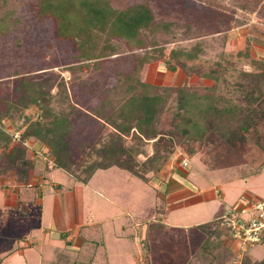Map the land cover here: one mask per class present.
I'll list each match as a JSON object with an SVG mask.
<instances>
[{
  "label": "rangeland",
  "instance_id": "obj_1",
  "mask_svg": "<svg viewBox=\"0 0 264 264\" xmlns=\"http://www.w3.org/2000/svg\"><path fill=\"white\" fill-rule=\"evenodd\" d=\"M108 1L118 9L134 3H149L155 22L160 25L142 31V47H130L124 40L113 37L111 43L116 51L108 46L103 56L88 64L87 60L82 63L78 58L76 43L56 35L54 18L40 12L38 0H0V17H4L6 23V30L0 31V117L3 125L11 134L24 129L23 111L15 110L12 104L21 93L18 89L21 79L44 82L53 108L60 111L71 110V107L76 109L71 119L75 124L73 146L78 169L89 158L91 145L114 131L95 115V110L102 107L110 115L118 110L126 95V75L136 72L143 81H150L148 83L155 81L171 88L184 86L190 91L209 93L212 85H205L201 76L194 72L215 68L221 73L216 94L239 102L244 98L233 91L234 85L248 83L256 78V74L264 72V0ZM162 23L170 24L162 26ZM243 24L247 25L241 26ZM106 37L103 33L102 38ZM228 38L232 42L229 45L226 44ZM196 43L203 49L199 59L186 60L188 66L175 73L166 68L165 61L172 48L190 49ZM103 45L99 42L97 49ZM155 50H162V58L141 66L140 57L149 52L156 55ZM257 80L261 83L264 78L257 77ZM175 99L176 92H172L161 117L163 129L176 127L172 125L173 120L176 121ZM35 111V108L30 110L31 113ZM238 122L239 119L235 121ZM177 132L174 152L163 166L158 170L148 166L150 184L131 172L129 179L126 170L123 172L114 167L98 171L86 185L60 169L59 175L52 178L61 182L63 189L55 191L48 176L51 169L48 165L54 167L52 159L41 158L32 147H26L33 167L25 174L26 171L22 170H27V166L18 160L12 161L7 149L0 148V183L7 179L21 180L26 184L31 182L30 188L42 183L47 199L42 209L30 205V219L23 221L19 229L11 230L9 226L6 228L9 210L3 205V190L0 188V222L4 223L5 231L0 233V260H3L0 264H50L55 258V241L63 246L65 242L53 239L50 243L49 235V239L42 235V228H50V233L56 228L52 213L57 192L60 199L66 197L64 203L67 207H64L68 226L75 222L84 223L88 229L86 232L82 230L87 243L84 252L79 254L81 262L94 259L92 264H187L205 232L207 238L204 242L208 245L205 258L195 255L205 261L193 264H253L262 260L264 241L246 250H238L227 233L221 232L222 227L226 230V224L223 225L220 218L229 211L236 214L255 201H264L263 150L254 141H238L237 145H230L225 140L220 142L217 130H208L199 140L182 139ZM130 133L125 144H135L136 141L141 144L133 136L136 130L132 129ZM142 147L147 155L154 152L152 141ZM146 153L139 154L138 161H143ZM183 158L189 159L187 166L183 165ZM258 170L261 171L253 175ZM169 174L183 187L188 186L196 192L201 187L218 189L222 198L198 202L191 208L187 205L173 209L167 205L166 189L170 182L163 181ZM31 175L37 178L31 180ZM93 186L101 189L94 192L90 188ZM69 194L73 195L72 198L68 197ZM104 194L113 202L107 201ZM203 207H209L211 218H215L213 227L218 226L214 232L212 226L203 232L191 224L198 209ZM26 208L27 205L17 213L23 214ZM250 216L247 213L244 218ZM188 224L192 227L185 226ZM123 234L124 238L121 237ZM132 236H136L137 246L129 241L134 240ZM29 241L36 242V245L27 247ZM240 252L242 255L238 256ZM8 253L10 256L6 257Z\"/></svg>",
  "mask_w": 264,
  "mask_h": 264
},
{
  "label": "trees",
  "instance_id": "obj_2",
  "mask_svg": "<svg viewBox=\"0 0 264 264\" xmlns=\"http://www.w3.org/2000/svg\"><path fill=\"white\" fill-rule=\"evenodd\" d=\"M38 2L40 12L54 18L56 35L76 43L79 50L78 58L82 63L84 60H87L88 64L92 60L96 61L104 55V49L108 46L114 51L115 45L111 43L113 37L124 40L130 47H142L144 45L142 31L152 30L160 25L155 22L154 12L146 2L134 3L124 9L112 7L108 0H38ZM4 21L5 18L0 17V31L6 30ZM169 24L162 23V26ZM103 33L107 35L104 39ZM99 42H103L104 45L97 49ZM202 50L199 43L190 49L172 48L165 61L166 68L170 71L185 69L188 66L186 60L199 59ZM155 51L156 55L149 52L140 57V65L162 58V50ZM199 71L194 73L201 78L213 80L209 93L190 91L184 86L171 88L167 85L148 83L141 80L136 72L126 75L124 77L126 95L118 110L111 115L102 107L95 110V115L108 123L114 131L91 145L92 152L80 169L76 167L73 146L75 124L71 115L76 110L75 107L67 111L56 110L50 103L51 99L44 82L21 79L18 88L21 93L12 104L15 110H22L24 114L22 140L31 139L39 143L47 150V155L52 159L54 166L67 171L82 183H88L96 171L114 166L148 180L150 178L147 175V171L150 170L148 166L158 170L173 154L175 133L178 129H180L177 132L178 136L182 135V139L196 138L195 140L202 139L208 130L209 132L217 130L220 133V142L225 140L230 145H237L238 141H254V144L264 152V81L258 83L257 80V77L264 78V72L256 74V78L248 83L238 82L234 85L233 91L239 92L244 98V101L235 102L225 95L216 94L221 80L218 69ZM172 92H176L174 113L176 121L173 120L175 123H172L176 127L173 130L163 129L161 117L168 107ZM223 101L226 104L222 103ZM33 108L36 111L31 113L30 110ZM237 119L239 122L236 124ZM132 129L136 130L133 136L139 139L141 144L139 141L135 144H125ZM150 141L153 142L154 152L147 155L142 145ZM0 148L7 149V155L12 161L18 160L21 165L27 166V170L25 168L22 170L26 171L25 174L33 167L26 146L22 142L13 141V135L7 131L1 117ZM141 153H146L147 157L140 162L137 156ZM214 223L215 221L201 224L199 227L207 230L213 227ZM217 226L213 227V232ZM225 229L222 227L221 232L229 234L228 228ZM207 250L208 245L205 243L196 254L205 258ZM253 264H264V258Z\"/></svg>",
  "mask_w": 264,
  "mask_h": 264
},
{
  "label": "crops",
  "instance_id": "obj_3",
  "mask_svg": "<svg viewBox=\"0 0 264 264\" xmlns=\"http://www.w3.org/2000/svg\"><path fill=\"white\" fill-rule=\"evenodd\" d=\"M246 25L247 24H243L241 26H246ZM230 43H232V42H230V40L228 38L226 44L229 45ZM176 71L178 72L180 70H176ZM176 71H173V72L175 73ZM200 79H202V82L205 85H212L213 84V80H211V79H208V78H200ZM147 82H150V81H147ZM151 83L157 84V82H155V81H153ZM163 84H166V83L157 84V85H163ZM186 159L189 161L188 158H186ZM47 164H48V162H47ZM48 167L51 168L48 171V176H49V179L51 180V183H53L52 185L55 188V191L62 190L63 189L62 183L59 181H55L52 178V177L59 175L58 170H60L61 168H58L56 166L50 167V164L48 165ZM114 167H117V166H114ZM114 167H111L108 169H112ZM118 168L121 169L123 172H125L124 171L125 169L120 168V167H118ZM61 170H63V169H61ZM104 170H106V169H102V170H98V171L101 172ZM98 171H96L95 174H97ZM125 173H126V175H128L129 179L132 177L130 175L129 171L126 170ZM94 175L92 176V178L89 180L88 183H83V184L89 185L90 182L92 181V179L94 178ZM71 176H73V175H71ZM34 178H37V176L34 175V177L32 178V175H31V180H33ZM73 178H75V177L73 176ZM145 181L148 182L149 184L152 183L151 178H149L148 180H145ZM163 181L170 182L169 186L167 185V189H166L167 205L170 207H174L173 209L184 208L187 205H188V207L191 208L193 205H196L198 202L209 201V200H212L214 198L215 199L222 198L220 191H218V189H215V188L214 189L211 188L209 190L208 188H204V187L202 188L201 187L196 192V191L192 190L191 188H189L188 186L183 187L182 184L177 181V179H174L172 174H169V176H167ZM27 183L30 184L31 182H27ZM25 184L26 183L21 181V180H14V181L10 180L9 181L8 179H7V181H2L0 183V188L3 190L2 194L0 192L1 197L3 195V205L5 206V208L7 210H9V212H7V214H9L7 221L5 220L7 222L6 228H8V226H9L11 230L12 229L14 230L17 228L19 229L22 226L23 221H26V220L28 221L30 219L29 218V214H30L29 206L30 205H33V206L38 207V208L40 207L42 209L43 204H45L44 201L47 200L45 198V185H43L42 183H38L36 185V187L30 188L29 184H26V185ZM40 184H42L43 187ZM90 188H92L94 192H97L99 189H101V187L97 188L94 186L90 187ZM59 194L60 193L57 192L54 195V198H55V202H53L54 213H52L53 217L55 219L56 228L53 229L51 233L49 232L50 228H47V227H45L44 229L42 228V235L45 238L47 237L48 239L50 237V239H49L51 241L50 243H52L56 239H58V240L61 239L62 241L65 242V245L64 246L58 245L57 244L58 242L55 241V243H56L54 246L55 258L49 263L50 264H55V263H60V264H77V263L92 264V263H94V259H92L90 261H82L81 262V258L79 255L80 253L84 252V250H85L84 245H86V243H87V239L82 235L83 229L85 232L88 230L87 227H85L86 224L83 223V224L79 225L78 223L75 222V224L68 226L67 221H66V218L68 215H67V212L65 210L66 208L64 207V205L66 206V204L64 203V199L66 197H63L62 199H60ZM62 194H66V193L62 192ZM72 196L73 195H70V194L68 195V197H71V198H72ZM103 197L105 199H107V201L113 202V200H111V198L108 197L107 195H105ZM89 202H90V200H89ZM26 205L28 206V208L24 209L25 212L23 214L17 213L18 209H21L22 207L25 208ZM203 208L204 209H201V208L198 209L197 215L195 216V221L192 220V223H191L194 227L199 228L198 230L202 229L201 227H199V225L215 221V218L214 219L211 218L212 217L210 215L211 212L208 210L209 207H203ZM11 209L14 211H11ZM10 213H12V214H10ZM125 214L129 215V212H126ZM191 224H188L185 226L186 227L187 226L192 227ZM3 225H4V223L2 224V222H0V233H2V234H4V232H5ZM228 231H230L229 228H228ZM203 232H204V230H203ZM48 235H49V237H48ZM204 235H205L204 237L199 238V241L197 242V246H196L197 248L194 250L192 258L187 260L186 263H204L205 260H200L197 258V256L195 257V255H197L196 253L205 244L204 241L207 238V232H205ZM121 237L124 238V234L121 235ZM132 237L134 240H129V241L130 242L132 241L137 246L138 242L136 240V236H132ZM227 237L229 238L230 241H232L230 238L231 232H229V234H227ZM134 241H136V242H134ZM42 243H44V240H42ZM232 243H234V245H235V242L232 241ZM35 245H36V242H32V241L30 242L29 241L26 246L27 247L28 246L33 247ZM43 245H45V244H43ZM56 245H58V246H56ZM5 256L9 257L10 253L6 254ZM95 257H96V254H95L94 258ZM43 258H44V256H43ZM43 260L44 259H41L40 261H43ZM47 261H50V260H47ZM138 261H140L139 258H138ZM0 263H3V260H0Z\"/></svg>",
  "mask_w": 264,
  "mask_h": 264
},
{
  "label": "built area",
  "instance_id": "obj_4",
  "mask_svg": "<svg viewBox=\"0 0 264 264\" xmlns=\"http://www.w3.org/2000/svg\"><path fill=\"white\" fill-rule=\"evenodd\" d=\"M22 132L15 131L12 133L14 142H22L26 147H32L34 153L41 158L49 159L47 150L31 139L22 140ZM183 165H188V160L183 158ZM251 214L250 217L244 218L245 214ZM222 224L229 228L231 240L235 242L238 250H246L249 246L264 241V201H255L250 207L242 208L238 213L229 211L220 218ZM242 253H238V256Z\"/></svg>",
  "mask_w": 264,
  "mask_h": 264
}]
</instances>
